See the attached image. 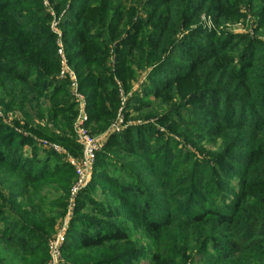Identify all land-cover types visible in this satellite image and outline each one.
Wrapping results in <instances>:
<instances>
[{
	"label": "rangeland",
	"instance_id": "rangeland-1",
	"mask_svg": "<svg viewBox=\"0 0 264 264\" xmlns=\"http://www.w3.org/2000/svg\"><path fill=\"white\" fill-rule=\"evenodd\" d=\"M217 1L223 7L214 10ZM157 2L0 0V151L13 158L0 166V237L26 240L35 252L13 256L20 250L0 238V264L44 256L48 264L57 240L58 264H264V105L235 101L241 85L247 97L254 86L258 94L262 76L244 84L227 73L246 70L245 51L264 59V9L258 0H207L158 40ZM152 39L163 44L156 53ZM29 51L44 52L47 79ZM95 84L116 100L98 116L105 121L92 111ZM80 129L97 149L74 193ZM22 170L39 176L24 191ZM89 232L125 239L84 249L78 242Z\"/></svg>",
	"mask_w": 264,
	"mask_h": 264
},
{
	"label": "trees",
	"instance_id": "trees-1",
	"mask_svg": "<svg viewBox=\"0 0 264 264\" xmlns=\"http://www.w3.org/2000/svg\"><path fill=\"white\" fill-rule=\"evenodd\" d=\"M193 1H195V0H158V2H157L158 9L161 10V14H163V16H164V19L161 20V22L157 23V21H155L154 23H152L154 31L157 30L158 28H161L160 32H159L158 40H161L162 37L166 35V33L168 31L167 29L171 26V24L176 22L178 19H181V16L183 15L184 12L187 11V12H191V13L192 12L197 13V12L203 11L205 9L204 7H205V4L207 3V0H197L196 3H194ZM28 2L29 1H27V3ZM258 2L260 3V5H262V7L264 9V0H258ZM25 4H26V2H23V5H25ZM222 5H223L222 2L217 1L216 5H214V8H215L214 10H219L220 8L223 7ZM77 10H78L77 13L81 14L82 16L87 11L82 6H79V8H77ZM109 11H111V10L109 9ZM261 15L264 19V13ZM216 17L220 18L221 15L216 16ZM106 19H107V16L104 17V20H106ZM28 23H29L28 25H30V24H33L34 22L31 21ZM153 36H154V34L150 35L151 38H153ZM158 40L152 39V40H150V43H149L150 48L154 53H156L157 51H160L162 49V46H163L161 41H158ZM20 41H21L20 36L16 35L15 36V42L19 43ZM20 43H21V45H23V47H27V45H28L27 43H22V42H20ZM16 45L18 46L20 44H16ZM18 49H20L19 46H18ZM30 49L32 51H35L32 48V46H30ZM245 53H246V51L241 55L242 59L240 60V62H244V63L246 62L244 65L246 70H244L243 72H237V71L228 69L227 73H229L230 76L235 81H243L244 84L247 82H250L252 79L250 77L247 78V76H253V74H257V73H259L260 76H262V78L258 79V81H260V83H261L260 84L261 88L258 90L259 91L258 94L256 92L257 86H254L253 89H254L255 93H253L251 96L247 97L245 91L248 89L246 87H243V85H241L237 89L238 95L235 94V97H236L235 101H237L240 105L242 103H246V104L250 105L251 107H253V109L254 108L256 109L259 106L264 105L263 98H260L261 94L264 92V66H262L261 68H259V66H257V68H256L255 65L256 64L264 65V59H259V57L249 58L248 56L245 55ZM43 54H44V52H43ZM43 54L40 52L33 53V52L29 51L27 56L29 58L31 56L32 57L31 59L36 63H37V59L42 62V65L40 64L41 67H38L36 65L38 68V71H39L38 74L41 75L40 77H42L43 79H47L49 77L48 73L50 71H53V67L48 63L47 60H44V57L42 56ZM217 55H219V54H215L214 56H211L210 58L206 57L205 60L206 59L209 60L213 57H217ZM258 60H260V61H258ZM45 65H47V66H45ZM0 68H2V67H0ZM212 68H214L213 65H212ZM245 71H246V73H244ZM216 73H218V72H216ZM214 77H215V75H214ZM86 78H89V76H87ZM91 79L95 81V79H93V78H91ZM102 81H108V80H102ZM98 85H101V84L93 85V86H96L94 88L97 89V91L92 90L93 92H92L91 100H92V102L95 103V106L92 109V111L94 113H96L97 116L95 119L99 122V121H101L100 119L105 121V119H103L101 117L105 118V116L107 115L106 113H108L109 110H112V111L115 110L116 100L113 97L112 92L106 91V90H104L105 92H101V88H100L101 86L99 87ZM89 88L91 89V87H89ZM99 89H100V91H99ZM200 89L203 90V88H200ZM223 95L225 96V98H227V96H226L227 93H225ZM98 116H101V117H98ZM26 132H28L29 134L32 133L30 131H26ZM16 139L18 141H22V142L27 141V140H22V138L20 136H17ZM252 149L253 148L251 146L247 151H250V153H252ZM250 153L247 155V158L250 156ZM12 161H13V158L9 154L0 151V166H4L7 163H11ZM153 162L156 164H159V165L161 163H163L159 157L154 158ZM99 163H101V162H99ZM36 165H39V164H36ZM17 172L18 173L20 172V174L25 178L21 184V188L23 189V191L25 190V186H27L26 185L27 181L35 182V181L39 180V176L36 174L33 176H27L29 174L25 173L23 170L17 171ZM127 190H128V192H137V190L135 188H132V187L127 188ZM138 195L140 196L141 193L138 192ZM18 207L19 206H16V208H18ZM31 209H35V207L31 206ZM20 214L23 217L27 216L28 219H30V220L33 219V215L26 213L24 211L21 212ZM203 217H210L209 219L214 218V219H217L219 222L222 221L221 223H232V220L227 219V218H221V216L218 214L216 215V213H210V214L206 213ZM201 219H202L201 216H198L197 218L194 219V222L199 223L201 221ZM0 238L2 241H4V244H6V246L8 247L9 250L12 248H16V247L18 250H20L19 254H14L13 256L21 257V256L25 255L26 257H29V256H33L35 254L33 249L29 250V248L32 247V245L30 242H28L26 240L20 239L18 242H14L15 241L14 237H12L11 235L5 234V233L1 234ZM124 239H125V236L123 234H121L120 232L113 233L110 235L101 234V232H97V233H90L89 232V235L86 234V236H84V237L80 236V240L78 243L84 249H86V248L87 249H89V248L95 249V248L102 247L105 243H108L110 241H122ZM25 251H27V254H24ZM45 259H46V256H44V259L41 260L40 262H38V264H45V262H44Z\"/></svg>",
	"mask_w": 264,
	"mask_h": 264
},
{
	"label": "built area",
	"instance_id": "built-area-1",
	"mask_svg": "<svg viewBox=\"0 0 264 264\" xmlns=\"http://www.w3.org/2000/svg\"><path fill=\"white\" fill-rule=\"evenodd\" d=\"M61 77L68 78L72 87H75V78L68 74L65 69V64L61 62ZM68 75V76H66ZM79 142L82 147V161L80 164L71 165L75 168V173L77 175V183L75 184L72 192H76L82 185L86 184L89 180V174L93 167V161L96 155L97 146L92 138H90L84 130H78ZM60 245V240L51 244L49 247L50 260L48 264H58V247Z\"/></svg>",
	"mask_w": 264,
	"mask_h": 264
}]
</instances>
